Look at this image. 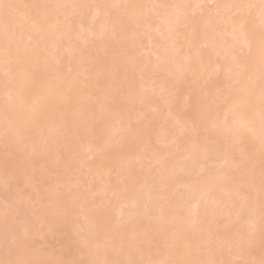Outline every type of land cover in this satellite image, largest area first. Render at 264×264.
<instances>
[{"label": "bare ground", "instance_id": "1", "mask_svg": "<svg viewBox=\"0 0 264 264\" xmlns=\"http://www.w3.org/2000/svg\"><path fill=\"white\" fill-rule=\"evenodd\" d=\"M4 2L13 5V8L8 10L9 14L12 12L18 14L16 20L9 18L15 32L9 37L10 54L6 56L3 31L5 16L3 12H0V95L4 96V101L0 102V143L6 147L41 139L43 145L39 146L40 149L49 145L50 141L45 143L47 137L55 140L58 134L69 127L76 132L75 136L67 133L71 144L65 151L69 153L70 158L80 155L81 158L84 155L92 157L95 149L103 147L111 140L118 142V138L121 137L119 133L127 124L121 123L122 114L118 113V110L113 117L105 120L101 126L93 130V124L102 118L106 108L105 102L113 98L108 82H114L121 89L120 97L127 99L131 104L136 106L145 104L147 108H153L149 97L152 90L158 89L168 93L172 90L169 79H175L177 87H179L184 81L183 77L188 72L193 73L195 69L198 70H195V74L198 72L205 76L232 74L231 77L234 78L236 75L237 77L234 79L237 78L235 80L239 84L237 88L249 82L255 86L254 82L260 79L259 54L256 53L259 50V37L262 31L260 0H36V5L52 6L45 10L46 19L43 21L37 17L35 9L33 13L31 12L29 6L33 2L24 4L20 9L16 8L19 0H4ZM178 4H188L193 5V7L186 11V26L182 25L178 32H171L169 31L168 20L172 9L155 6ZM204 4L206 6L203 8L195 7V5ZM236 4L256 6L251 9L255 12V16H258L260 25L256 32L251 31L250 22L244 15L240 14L237 19H234L243 22V33L253 39L251 48L246 46L245 35L241 33L238 26L234 31L231 14L237 9L226 6ZM58 5H93L99 7L92 8L89 25L87 27L79 25L77 32H74L69 26L68 19L70 20L74 15L82 16L88 8L65 9L56 7ZM207 9L212 15L207 16L205 14ZM110 10H118V15L111 19ZM246 10L250 11L249 9ZM194 13L202 16V20L199 22L201 26L192 21ZM25 16L28 17L27 20ZM144 17L149 18L152 24L151 28H146L141 23ZM32 21H35V26L31 23ZM211 24H217L219 30L216 34L208 35L203 27ZM17 25H20L18 32L16 31ZM144 31L149 32L147 47L140 49L147 52L155 48L151 53L154 57L152 63H142L136 59L135 55L140 49L124 53L118 51L117 47L112 48L110 45V41H117L120 44L124 42V46H126L130 41L139 39V35ZM157 34L165 40L161 45L154 43V36ZM78 35L83 38L82 41L92 37V39L97 40L96 44H98L93 56H90L89 59L85 56L88 59L86 61L88 71L82 76L88 77V82L79 78L78 72L72 66L65 65L68 64L66 61H69L75 51L72 48L71 40ZM179 38L183 41L185 51L180 50ZM233 48L241 50V55L235 54L236 60L232 59ZM189 49L194 52L189 53ZM98 50L104 54L103 58L99 57L100 52ZM65 53L67 56L70 55L66 61L62 60V55H66ZM80 62L79 59L75 64L79 65ZM6 63L10 69L7 74L5 71ZM125 64L137 69V77L126 74L123 67ZM101 65L104 70L100 69ZM79 66L82 67L81 64ZM154 72L160 73L161 78H152L151 74ZM198 73L197 77L201 76ZM257 87L259 86L257 85ZM258 92L259 88L256 89L257 96ZM176 96L177 94L174 95V97ZM213 99L214 95L206 94L203 101L196 103V113L188 123L186 131L191 130L193 120H195L196 132L218 129L217 132L219 133H216L215 139L218 142L222 141L220 142L222 153L220 156L217 155L218 158L215 163L223 168L212 170L205 168L207 161L205 142L191 148H185L183 142H178L176 144L178 147L185 148V156L182 160L174 161L169 166H164L161 161L165 154H161V151L158 154L155 152L156 154L150 157V162L157 165L155 172L152 171L151 174L146 170L140 174L130 173L128 180L122 185L123 189L128 186L135 188L130 199L118 205L116 210L118 220L108 230L112 232V236L105 238L104 232H107V229H102L99 225V222L105 220L107 215L99 218L88 210L82 212V219L87 222V226L83 235L79 237L83 246L77 255L88 256L89 261L108 259L121 261L123 264H127L130 260L137 261V259L143 260V264H147L148 261L177 259H193L201 262L214 261V257L208 253L202 257V253H205L206 249L209 248V242H207V238L202 239L204 236L202 234L206 233V229H215L218 218L230 217L225 206L228 205L230 197H235L232 194L235 188L246 183L248 179L254 180L255 178V174L252 177L244 178L240 175L239 170L234 168L232 151L236 147L233 143L249 140V145L253 149L257 148L253 140L259 139L260 126L257 115L253 133L244 132L237 136L234 132L229 131V135H221L220 131L234 127L233 116L225 102L213 107L211 105ZM165 107L167 116L173 117L172 119L176 121L177 118L183 120L182 117L178 116L174 103H167ZM245 113L249 114L247 109H245ZM228 118L230 120L226 124ZM165 120V115L157 114L154 121L149 125L151 130L148 131L151 137H156L158 142L163 145L170 141L169 133L162 127ZM115 123L118 124L117 128ZM149 135L142 134L144 139L149 138ZM142 136L139 135L141 138ZM225 137L231 139L232 143H230L233 148L229 145L230 143L227 144V139L224 140ZM194 142L197 143L192 141L193 145ZM224 142L227 144L225 147ZM93 147L96 148L93 149ZM35 149L31 151L29 160L35 161L36 159V162L39 163L41 158L38 156V149ZM257 149L260 150V142ZM24 159L23 157L20 163L28 167ZM4 160L2 159L3 164H0V175L3 174L1 170L4 169V171L14 175L15 179L17 174L22 172V177L25 178L27 169L19 164L16 157L10 159L11 161L8 160L9 163H12L10 165L7 160ZM36 162L30 163L31 165L34 163V168L37 169H32L34 173L33 176L30 175L31 183L34 182L33 177L40 181L48 178L49 172L41 166L42 162L37 163L38 165ZM6 167L9 169L5 170ZM20 167L25 171L20 169L19 172ZM101 169H105L104 172H107L109 166ZM98 170L100 171V168ZM206 170L209 172H205ZM224 176L231 177V181L222 183L219 178ZM23 180L25 183H30L29 177ZM254 182L258 191L260 179H256ZM31 183L26 185L30 189H35L34 183ZM103 184L108 185L107 188L103 186L105 187L103 197H105V193L113 194L119 189L107 180ZM73 186L78 187L75 184ZM168 187L174 188V191L182 187L186 189L185 195L172 199L174 191L168 194ZM160 190H165V192H157ZM81 197V199L78 198L79 201L74 199L71 202L77 201L76 207L82 211L83 205L88 202V199L84 196ZM55 201L56 199L52 202ZM242 203L241 200V205ZM258 203V200L254 201V211L252 212H249L247 207L244 211H240L241 205L238 206L234 211V216L228 218L227 222L228 224L237 223L244 219L248 226L246 235L249 232L254 233L251 243L257 240L256 235L261 228ZM14 210V206L6 204L3 211L5 214L0 215V240L9 234L13 237V233L21 226L28 231L30 230L27 222L22 223L25 220L13 221ZM62 212L64 219L60 222L61 228L57 229L56 232L63 239L68 240V231L75 223L70 220V214L66 212V209H62ZM38 215L42 221L46 218L44 213ZM9 218L11 219L8 221ZM239 231L236 226L221 231L219 239L222 238V242L221 244L219 242L220 247L230 250L235 246H242L244 243L240 245L239 240L240 242L243 240L237 239ZM160 240L161 243L158 242ZM244 240L248 241L246 238ZM86 241L92 243L87 244ZM159 243L160 245L164 243L165 250H160ZM144 246H148V248L145 249ZM232 254L235 259L238 258L234 252ZM14 257L13 260L44 261L32 256L29 252L22 255L17 254ZM0 260L2 259L0 258ZM223 262L225 261L220 260L217 264H223ZM64 264H73V261Z\"/></svg>", "mask_w": 264, "mask_h": 264}, {"label": "rangeland", "instance_id": "2", "mask_svg": "<svg viewBox=\"0 0 264 264\" xmlns=\"http://www.w3.org/2000/svg\"><path fill=\"white\" fill-rule=\"evenodd\" d=\"M29 2H33L30 3L29 6L31 8V12L33 13L34 8L31 6L36 5V0H19V4L16 5V8L20 9L24 4ZM204 6H206V4H204ZM110 11L109 15L111 19L118 15V10ZM237 11L231 14V20L237 19L239 15L242 14L247 17L248 21L250 22L252 32H256L258 28H260L258 16H255V12L253 10L247 11L246 9H243L242 11H239V14H237ZM205 12L207 16L212 15V13L208 9ZM91 14L92 8L87 9L82 16L74 15L70 18V20L68 19L70 28L74 32H77L79 25L87 27L89 25ZM9 18L11 20H16L18 18V14L12 12V14H9ZM192 18L193 22L198 23V25L201 26L199 22H201L202 16L194 13ZM203 30H205L208 35H211L216 34L219 28L217 24H211L209 26L203 27ZM16 31L18 32L19 28H16ZM147 31L142 32L139 35V39L130 41V43L126 46H124V42L120 44L117 41H110V45L112 46V48L117 47L116 49L118 51L124 53L133 52L139 50L140 48L142 49V47L146 48L149 35V32ZM82 39L83 38H80V35L72 38L71 44L73 45L72 48L75 50H73L74 54L69 58V61H66V59L70 55L67 56V54L65 53L66 55H62V60L68 63L65 65L72 66L74 70L78 72L79 78L83 79L85 82H88L89 78L82 75L88 71L86 61L90 58V56L94 55V51L97 49L98 44H96L97 40L92 39V37H88L83 41ZM164 42L165 40L162 39L160 35L157 34L154 36L155 44L161 45ZM178 43L181 45L180 50L185 51L183 41L180 38L178 40ZM141 49L135 55L136 59L142 63H152L154 61V57L151 55V53L155 50V48L148 50L147 52ZM233 49L234 50L232 51L234 52V54L241 55V50H239V48ZM98 51L100 52V50ZM188 52L193 53L194 51L192 49H189ZM256 53L259 54V50H257ZM103 55L104 54L100 52L99 57L103 58ZM85 56H87L88 59H86ZM79 59L81 61L79 63V65L81 64L82 66L81 68L79 65L75 64ZM123 67L125 68L126 74H131L133 77H137L136 68H131L127 64L123 65ZM100 69L104 70L102 65ZM69 70L71 71L70 68ZM194 72H188V74L185 73L186 76L184 74L185 77H183L184 81H182V83L180 82L181 84L179 87H177V81L175 79H169L172 90L168 93L166 91H160L158 89L152 90L149 94V97L153 108H147V105L145 104H141L138 106L131 104L127 101V99L120 97L121 89L118 88L114 82H108V85H110L109 90L111 92V97L114 98V101L113 98H111L109 101L105 102V111L102 115V118L93 124V130L101 126V124L105 120L113 117L117 110L119 111L118 113L122 114L121 123L127 124L123 128L122 132L119 133L121 137L119 136L120 138H118V142H114L111 140L108 144L104 145L101 148L95 149L96 147H93V149L95 150L92 157H86V155H84L81 158L80 155L79 157L70 158L69 153H66L67 148L70 147L71 144V140L69 139L70 137L67 135V133H70L73 136L76 135V132L73 131L70 127L56 136L57 141H55L56 139L54 140L51 137H47L48 141L45 140V143H49L50 141L49 145L43 147L41 146L42 148L40 149L39 146L43 145L41 144V139L30 140L29 142L23 144L17 143L11 147H6L0 143V164H3L2 159L8 161L10 159L12 160L13 157H16L19 160V164H21L23 167V163L20 162L24 157V162H26L25 164L28 165V167L24 166V168L27 169V173L24 172L25 174H27L25 178L24 176L22 177V171L25 170L21 167L19 168V172L21 169L22 173H18L16 179L14 175L8 173V171H4V169L1 170L3 171V174L0 175V215L5 214L3 213V211L6 204L14 206L15 217L13 216V221H27L28 228L30 227L29 233L31 237L30 246L23 250H19L15 247V245H13V237L10 236V234L2 237L0 240V258L2 260H13L15 258V255H22L23 253L25 254L29 252L32 256L38 257L44 261H62L64 263L68 261L70 262L71 260L73 262L89 261L88 256L77 255L81 252L83 246V242L79 237L80 235H83L84 230L87 226V222L82 219V212L88 210L89 212L94 213L99 218L101 216L107 215L105 220L99 222V225L102 229H107V232H104L105 238L112 236V232L108 230L111 228V226L115 225L116 221L118 220V218L116 217V210L118 208V205L127 202L130 199L135 188L128 186L127 188L123 189L122 185L126 183L130 173L140 174L144 173V171L146 170H148L149 173L151 172V174L152 171L155 172L154 170L157 168V165L150 162V157L153 154H156L155 152H157L158 154L161 151V154H165L163 156V159L161 158V156L160 158L164 166H169L174 161H179L184 158L186 153V150H184L185 148L196 147L200 143L205 142L207 145V149L205 150V156L207 159L205 168L209 170L222 169L223 167L218 166V164L215 163L218 158L217 155L220 156V154L222 153V146L220 145V142L222 141L218 142L217 139H215L216 133H219L217 132L218 129H211L208 131L201 130L193 134L190 129L186 131V127H188V123L196 113V103L203 101L206 98V94H212V96L214 95V99L211 101V105L215 107L221 105L224 102V95L228 93L230 88L239 89L237 88L239 84L237 81H235L237 78L234 79L237 76L234 75V78L231 77L232 74H212L209 76H205L197 72L198 75H201L197 77V73L195 74ZM151 77L159 79L161 78L160 73L158 72L152 73ZM254 84L256 89H258L259 87H257V85L259 86V81L257 80L256 82H254ZM175 94H177L176 97H174ZM3 97V95H0V102L4 101ZM167 103H174L178 112V116L182 117L183 119L182 123L185 126L184 128L181 125H178L176 123V120L172 119L173 117L170 118L169 116H167V113L165 111V106L167 105ZM157 114L165 115L166 118L162 127L169 133L170 141L165 145L159 143L156 137H151V134H148V131L151 130L149 125L154 121V118L157 116ZM229 120V118L226 119L225 123L228 124ZM115 124V127L118 126L117 123ZM129 128L133 129L135 134L130 135ZM224 130H219L221 135L226 136L230 134V130ZM143 133L149 135V138H151L144 139V136H142ZM138 134L142 136L143 140L141 137H139ZM224 140L227 142V144H229L230 142L232 143L229 137H225ZM254 140L253 143H255L258 148V144L260 141L258 142L259 139ZM192 141H196L197 143L194 142L195 144L193 145ZM240 141H237L236 144L233 143V145H235L236 147V149H233L232 151L233 161H238L242 153L252 155L255 165L254 180L259 179L261 161L260 150H258L257 148H254L256 149L254 150L253 147L249 145V140H242L243 142ZM245 141L248 143H246ZM178 142H183L185 144V148L182 149L178 147L176 145ZM231 143L229 145L232 147ZM225 144L226 143L224 142V147ZM36 147H38V156L41 158V166H43L49 173L48 178L43 181H40L38 180V178L33 177L34 182L32 183H34V186L36 188L30 189L26 184L31 183L32 178H30V175L33 176L32 174L34 172H32V169L36 168H34V163L33 165H31L30 163L36 162V159L35 161H31L29 160V156L31 154V151H33V149H35ZM153 147L155 148L154 150ZM109 161L113 164H110ZM210 161L213 162L210 163ZM54 162L56 163L54 164ZM37 163L38 162H36V164ZM8 164L10 165L12 163H9L8 161ZM8 164L6 163V165ZM41 166L39 167L41 168ZM106 166H109V171L104 172L105 169L102 170L101 168H104ZM99 168L101 172L98 170ZM7 169L9 168L6 167L5 170ZM98 171L99 174L97 173ZM207 171L208 170H206L205 172ZM239 173L244 178L248 177L242 170H239ZM202 175L201 177H203ZM26 177H29L30 183H25L23 179H26ZM151 177L152 176H150V178ZM106 180L108 182H111L113 186L119 187V189H117L113 194L105 193V197H103L105 187L108 186L103 184V182ZM74 184L78 185V187L76 188L75 186H73ZM167 189L168 194L171 191H174V188L170 189V187H168ZM163 191L165 192V190H160L157 192L160 193ZM241 191H243V189H241ZM185 192L186 189L179 187L174 191V196L172 197V199L176 198L177 196H184ZM81 196H84L86 199H88V202L83 205L82 211L80 210V208L76 207L78 203L77 201L82 198ZM230 198L231 199L228 201V205L225 206V209L228 213V216L232 217L234 216V211L238 208V206L241 205V200L237 199L236 197ZM54 199H56V201L52 202L54 201ZM74 199H76L77 201L71 202V200ZM62 209L67 210L68 214H70V220L75 223V225H73V227L68 231V240L63 239L57 232L53 234L48 231V224L50 223L57 224V229L61 228L60 222L64 219ZM39 213L45 214L46 218L43 219L44 221L39 219ZM228 218H218L217 227L215 229H210L209 227H207L209 229H206V233L203 231L205 234H202V236H204L201 237L202 239L207 238V242H209V248L206 249L205 253H202V257H205L206 255L204 256V254L208 253L209 255L214 257V261H216L217 263L220 260H234L235 258L232 252L220 247L222 238L219 239V237L221 231H223L225 228H232L236 226L237 229L240 230L237 239L243 240V242H240L239 240L240 245L244 243L242 245L244 249V259L253 262V264H259L260 260L264 259V236H262L261 234V228L259 232H257L258 234H255L257 236V240L254 239L256 241L249 244L248 241L244 240V238L247 239L248 237V235H246V230L248 229L246 221L244 219H241L237 223L228 224ZM10 219L11 218H9L8 221ZM158 242L161 243V240ZM206 246L208 247V245ZM144 247L145 249L148 248V246ZM162 249L165 250L164 243L160 245V250ZM137 261L140 262V264H143V260L137 259Z\"/></svg>", "mask_w": 264, "mask_h": 264}, {"label": "snow or ice", "instance_id": "3", "mask_svg": "<svg viewBox=\"0 0 264 264\" xmlns=\"http://www.w3.org/2000/svg\"><path fill=\"white\" fill-rule=\"evenodd\" d=\"M36 10L37 17L43 21L46 19V16L44 15V12L49 7H52L50 5H44V4H37L31 6ZM56 7H62L65 9L70 8H98L99 6H93V5H58ZM155 7H166L171 8L172 12L169 14L170 19L168 20L169 24V31L171 32H178L180 27L186 26L185 25V17H186V11L187 9L193 7V5L188 4H178V5H170V6H162L157 5ZM195 7L203 8L204 5H195ZM219 7V6H217ZM226 7L235 8L239 11H242L243 9H249L256 7L255 5H244V4H236V5H230ZM13 8V5L7 4L4 2V0H0V12H3L5 16V23H4V36H5V46H4V52L5 55L10 54V48H9V37L14 35L15 29L12 27V24L9 22V9ZM260 16L262 21V31L259 37V69H260V79H259V92L258 96L256 93L255 86L249 82L248 84L242 85L239 89L230 88L228 93L224 95V102L228 104L229 111L233 116V124L234 127H230V131L234 132L237 136H239L241 133L248 132L253 133L255 131V123L256 118L258 115L259 118V126H260V183H259V189L257 191L254 180L249 179L246 183L239 185L235 188L234 192L232 193L237 199L242 200L243 203L241 205L240 211H244L245 207L248 208L249 212L254 211V201H259L260 206V217H261V234L264 236V0H260ZM25 19L27 20L28 17L25 16ZM95 19V17H93ZM162 19H164L162 17ZM33 26H35V21L31 22ZM141 23L146 28H151L152 24L149 20V18H142ZM233 28L235 31V28L238 26L241 29V33L245 35V42L246 46L251 48L253 39L250 38L247 34L243 33L244 24L243 22L239 20H233ZM20 25H17V28H19ZM233 60H236L237 57L235 54H233L232 57ZM6 74L10 71V69L7 66H5ZM245 109H247V113H245ZM176 123L178 125H182V121L177 118ZM191 131L193 134L196 133V124L195 120L192 122V128ZM129 134H135L134 130L129 128ZM234 168L237 170L244 171L245 175L248 177L254 176L255 173V165L252 155L250 154H241V157L238 161L234 162ZM219 180L222 183H228L231 181V177L224 176L220 177ZM243 189V191H241ZM67 212V210H66ZM27 221H24L22 223H26ZM57 230V224L50 223L48 225V231L55 234ZM254 238V233L249 232L247 240L249 244L251 243V240ZM12 243L15 245V247L19 250H23L30 246L31 243V237L29 231L21 226L19 229H17L13 233ZM87 244H91V241H86ZM230 252H234L235 255L238 257L234 260H229L223 262V264H253V262L248 261L243 258L244 249L242 246H235L233 249L229 250ZM0 264H64L62 261H33V260H23V259H17V260H0ZM73 264H123L121 261H112L105 259L103 261H74ZM127 264H140L138 261H128ZM147 264H217L216 261H207V262H201L193 259H177V260H166V261H148ZM259 264H264V259H261Z\"/></svg>", "mask_w": 264, "mask_h": 264}]
</instances>
